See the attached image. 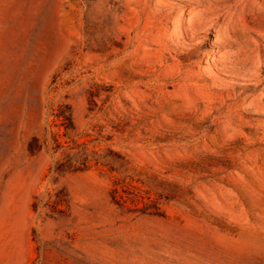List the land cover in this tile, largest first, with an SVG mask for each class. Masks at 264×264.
<instances>
[{"label":"rangeland","instance_id":"1","mask_svg":"<svg viewBox=\"0 0 264 264\" xmlns=\"http://www.w3.org/2000/svg\"><path fill=\"white\" fill-rule=\"evenodd\" d=\"M0 264H264V0H0Z\"/></svg>","mask_w":264,"mask_h":264}]
</instances>
